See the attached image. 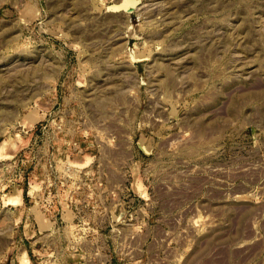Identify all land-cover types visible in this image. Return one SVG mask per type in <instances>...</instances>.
Returning <instances> with one entry per match:
<instances>
[{"label": "rangeland", "instance_id": "rangeland-1", "mask_svg": "<svg viewBox=\"0 0 264 264\" xmlns=\"http://www.w3.org/2000/svg\"><path fill=\"white\" fill-rule=\"evenodd\" d=\"M0 264H264V0H0Z\"/></svg>", "mask_w": 264, "mask_h": 264}]
</instances>
